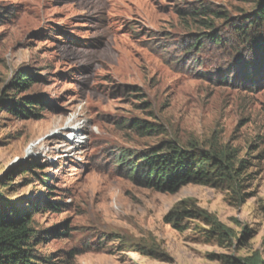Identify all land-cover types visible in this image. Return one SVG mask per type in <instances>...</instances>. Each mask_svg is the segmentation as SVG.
Listing matches in <instances>:
<instances>
[{"label": "rangeland", "instance_id": "rangeland-1", "mask_svg": "<svg viewBox=\"0 0 264 264\" xmlns=\"http://www.w3.org/2000/svg\"><path fill=\"white\" fill-rule=\"evenodd\" d=\"M255 5L0 0V212L30 219L34 264L264 262ZM20 74L26 89L14 85ZM26 100L30 117L9 111ZM165 144L233 150L240 188L164 193L116 163Z\"/></svg>", "mask_w": 264, "mask_h": 264}, {"label": "trees", "instance_id": "trees-1", "mask_svg": "<svg viewBox=\"0 0 264 264\" xmlns=\"http://www.w3.org/2000/svg\"><path fill=\"white\" fill-rule=\"evenodd\" d=\"M241 1L255 2L256 12L251 15L250 24H263L264 0ZM189 15L195 17L197 12H190ZM213 15L219 16L220 14L214 12ZM200 23L206 26V22ZM261 65L263 69V64ZM29 81V76L20 74L14 85L26 89L29 87ZM31 105L32 102L26 100L23 103H18L9 111L18 114V116L30 117L33 114L29 110ZM133 129L145 130L147 133L151 131L145 125H137ZM133 157V155L128 157L125 152H121L116 158V163L121 164L126 171L135 176V179L143 187L164 193H173L187 184L237 189L240 188V182L243 180V178L240 179L242 168H236L233 150L228 148L197 153L183 150L175 145L165 144L142 153L137 162L135 159L131 161ZM239 164L240 167H243V162ZM181 215L175 212L166 217V220L173 221L179 219ZM30 225L31 221L28 218L10 222L0 212V264H34L32 262V241L37 238V234ZM250 264H264V262Z\"/></svg>", "mask_w": 264, "mask_h": 264}]
</instances>
